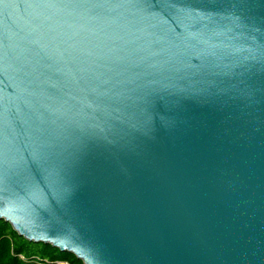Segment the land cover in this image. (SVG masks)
I'll return each instance as SVG.
<instances>
[{
  "label": "water",
  "instance_id": "water-1",
  "mask_svg": "<svg viewBox=\"0 0 264 264\" xmlns=\"http://www.w3.org/2000/svg\"><path fill=\"white\" fill-rule=\"evenodd\" d=\"M0 220L83 264H264V0H0Z\"/></svg>",
  "mask_w": 264,
  "mask_h": 264
},
{
  "label": "trees",
  "instance_id": "trees-1",
  "mask_svg": "<svg viewBox=\"0 0 264 264\" xmlns=\"http://www.w3.org/2000/svg\"><path fill=\"white\" fill-rule=\"evenodd\" d=\"M37 247L34 242L19 237L8 223L0 220V264H29L34 260H49L36 252ZM53 252L58 254L59 258L49 261L61 260L67 261L68 264H83L71 253L60 252L56 248Z\"/></svg>",
  "mask_w": 264,
  "mask_h": 264
},
{
  "label": "rangeland",
  "instance_id": "rangeland-1",
  "mask_svg": "<svg viewBox=\"0 0 264 264\" xmlns=\"http://www.w3.org/2000/svg\"><path fill=\"white\" fill-rule=\"evenodd\" d=\"M35 244L38 245V247L36 248L37 250L36 252L38 254L46 256L47 258H49V260L59 258V255L53 252L54 248L52 246L44 244V243H35Z\"/></svg>",
  "mask_w": 264,
  "mask_h": 264
},
{
  "label": "built area",
  "instance_id": "built-area-1",
  "mask_svg": "<svg viewBox=\"0 0 264 264\" xmlns=\"http://www.w3.org/2000/svg\"><path fill=\"white\" fill-rule=\"evenodd\" d=\"M29 264H68L67 261H61V260H55L54 262L52 261H49V260H34V261H31V263Z\"/></svg>",
  "mask_w": 264,
  "mask_h": 264
}]
</instances>
